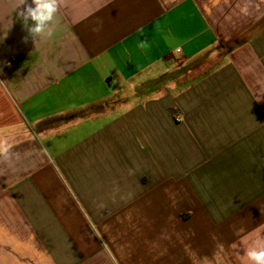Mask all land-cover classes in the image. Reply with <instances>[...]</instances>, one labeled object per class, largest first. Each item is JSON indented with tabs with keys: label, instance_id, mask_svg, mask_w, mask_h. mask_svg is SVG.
I'll list each match as a JSON object with an SVG mask.
<instances>
[{
	"label": "crops",
	"instance_id": "1",
	"mask_svg": "<svg viewBox=\"0 0 264 264\" xmlns=\"http://www.w3.org/2000/svg\"><path fill=\"white\" fill-rule=\"evenodd\" d=\"M19 2L0 0V264H247L264 0H59L35 42Z\"/></svg>",
	"mask_w": 264,
	"mask_h": 264
},
{
	"label": "clouds",
	"instance_id": "2",
	"mask_svg": "<svg viewBox=\"0 0 264 264\" xmlns=\"http://www.w3.org/2000/svg\"><path fill=\"white\" fill-rule=\"evenodd\" d=\"M58 10L59 0H20L16 15L27 32V38L35 42L45 33L51 35ZM11 147L7 141L0 140V157L8 158ZM242 230L237 229V233ZM232 248L238 249V243L233 242ZM243 254L247 258V264H264V226L257 230L255 240L243 249Z\"/></svg>",
	"mask_w": 264,
	"mask_h": 264
},
{
	"label": "built area",
	"instance_id": "3",
	"mask_svg": "<svg viewBox=\"0 0 264 264\" xmlns=\"http://www.w3.org/2000/svg\"><path fill=\"white\" fill-rule=\"evenodd\" d=\"M181 118H182L181 113H176L175 119L181 120Z\"/></svg>",
	"mask_w": 264,
	"mask_h": 264
}]
</instances>
